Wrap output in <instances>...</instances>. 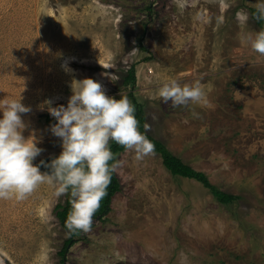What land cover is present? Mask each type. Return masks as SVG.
<instances>
[{
    "label": "rangeland",
    "instance_id": "rangeland-1",
    "mask_svg": "<svg viewBox=\"0 0 264 264\" xmlns=\"http://www.w3.org/2000/svg\"><path fill=\"white\" fill-rule=\"evenodd\" d=\"M258 3L0 0V98L22 91L31 108L23 135L39 138L34 163L61 152L45 101L66 106L75 81L92 78L109 96L131 93L148 133L237 197L221 204L197 181L172 175L160 155L138 161L125 150L114 162L120 190L110 211L63 255L69 233L55 208L65 197L47 220L49 185L21 202L0 200V264H264V56L245 41L260 30L253 18L247 27L236 20ZM109 60L116 68L102 67ZM130 68L133 87L123 84ZM171 79L199 80L208 104L153 99Z\"/></svg>",
    "mask_w": 264,
    "mask_h": 264
},
{
    "label": "clouds",
    "instance_id": "clouds-1",
    "mask_svg": "<svg viewBox=\"0 0 264 264\" xmlns=\"http://www.w3.org/2000/svg\"><path fill=\"white\" fill-rule=\"evenodd\" d=\"M250 18L264 21V0H259L253 16L244 11L236 15L237 23L244 27ZM245 41L255 53L264 56V30L257 31L254 37L245 36ZM102 67L116 68V64L109 60ZM65 70L70 69L65 66ZM75 82L66 106L53 107L51 100L45 101L56 121L49 130L61 142V152L48 163H34L42 152L35 132L23 135L27 128L23 115L31 108L22 103V91L17 98H0V200L21 202L41 185H49L52 192L43 202L42 215L51 219L54 204L68 197L70 209L65 227L69 234L92 231L93 218L117 168V164L109 163L116 159L110 141L133 151L138 161L155 152L154 143L146 135L149 125H144L145 132L139 130L135 106L127 96L117 99L107 95L103 85L92 78ZM153 99L170 100L174 107L208 104L207 92L199 80L181 86L171 79ZM42 167L48 170L41 171Z\"/></svg>",
    "mask_w": 264,
    "mask_h": 264
},
{
    "label": "trees",
    "instance_id": "trees-1",
    "mask_svg": "<svg viewBox=\"0 0 264 264\" xmlns=\"http://www.w3.org/2000/svg\"><path fill=\"white\" fill-rule=\"evenodd\" d=\"M256 8H250V15L253 16L255 14ZM256 23V25L260 28V30H264V21H257L253 19ZM132 68V67H131ZM129 69L126 73V75L123 78V84L126 86L133 87L135 85V73L133 69ZM128 99L130 102L135 106V116L137 120L140 122V131L145 132L144 125L146 123V116L144 114L143 106L137 102V100L133 97L131 93L128 94ZM146 135L149 140H151L155 145V152L156 154L160 155L162 158V162L164 167L174 176L192 179L200 183L204 188H206L213 197L221 204L224 205H230L235 202L237 199L236 196L233 194L227 193L223 190H221L217 185L213 184L210 179L208 178L207 174L203 171H199L194 169L189 164L185 163L180 157L173 154L165 145V143L157 138H155L153 135L148 133L146 131ZM110 149L113 152L114 156L116 157L117 154L121 153L122 151H125V148L114 142L111 141ZM56 155L42 157L39 159L38 163L43 160L46 163L50 162L52 158H54ZM116 161H109L110 164H113ZM43 171H47L46 168H41ZM120 190V182L118 179V176L116 172L113 173L111 183L108 186L107 189V195L104 197V199L101 201L100 208L96 212L94 218L96 219H102L109 211H110V203L112 197ZM69 198L65 197V201L62 204H58L55 208V215L61 225V227L68 232V230L65 227V219L70 209V203L68 202ZM69 233V232H68ZM82 233L80 232H74L69 234V237L64 241V245L60 251V254H64L67 247L71 245L74 241H76L75 238L81 237Z\"/></svg>",
    "mask_w": 264,
    "mask_h": 264
}]
</instances>
